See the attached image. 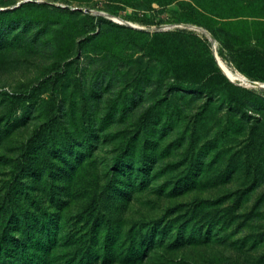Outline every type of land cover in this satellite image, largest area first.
<instances>
[{"label":"rangeland","instance_id":"1","mask_svg":"<svg viewBox=\"0 0 264 264\" xmlns=\"http://www.w3.org/2000/svg\"><path fill=\"white\" fill-rule=\"evenodd\" d=\"M3 205L50 264H264V0H0Z\"/></svg>","mask_w":264,"mask_h":264},{"label":"trees","instance_id":"2","mask_svg":"<svg viewBox=\"0 0 264 264\" xmlns=\"http://www.w3.org/2000/svg\"><path fill=\"white\" fill-rule=\"evenodd\" d=\"M221 70V69H220ZM98 201L95 199L89 201L83 210L86 213L85 219L87 222H96V219L93 218V215L97 211ZM2 209H4L2 211ZM2 211V212H1ZM0 211V264H50L49 262V248L48 246H43L42 241L45 239L47 242L52 243L51 236L52 233L50 232V224L45 221L43 216H35L34 214H23V220L16 219V232H21L19 235L18 233H13L12 231L8 230L10 227L11 222H13L14 216L10 213L6 218L7 214L5 212V205L2 206ZM33 217V219H32ZM19 221V223L17 222ZM51 225H56L54 219L51 220ZM22 224V226L20 225ZM46 232L41 233L37 237L39 231ZM32 232L34 233L31 236ZM24 235H29L28 239H24ZM112 236H114L112 234ZM114 238V237H113ZM107 244L105 248V252L103 253L104 258H106L109 254H112L110 250V246L112 241L107 238ZM44 247V250L36 251L34 247L36 244ZM52 244L55 245V242ZM100 254V250L96 249L89 245L86 248V251L83 252L80 259L75 262L67 263V264H93V259Z\"/></svg>","mask_w":264,"mask_h":264},{"label":"bare ground","instance_id":"3","mask_svg":"<svg viewBox=\"0 0 264 264\" xmlns=\"http://www.w3.org/2000/svg\"><path fill=\"white\" fill-rule=\"evenodd\" d=\"M216 59H217V61H218V64H219V67H220V69L233 81H236V80H239V81H244L245 80V77L241 74V73H239V72H237V71H235V70H233V69H231L227 64H225L218 56H216Z\"/></svg>","mask_w":264,"mask_h":264}]
</instances>
